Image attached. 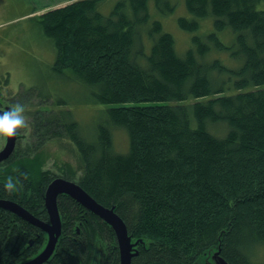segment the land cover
<instances>
[{"label": "trees", "instance_id": "1", "mask_svg": "<svg viewBox=\"0 0 264 264\" xmlns=\"http://www.w3.org/2000/svg\"><path fill=\"white\" fill-rule=\"evenodd\" d=\"M106 1L29 13L54 44L53 72L70 70L93 101L114 106L87 139L70 110L36 105L28 151L16 147L17 132L0 163V186L9 177L22 185L23 196L7 191L8 198L49 222L44 194L60 176L44 168V146L66 143L77 166L64 163L61 177L112 209L128 236L145 240L130 264H193L214 246L228 264H264V9L257 7L264 0H182L193 17L178 16L177 26L193 32L209 16L214 26L193 34L183 54L151 16L152 5L173 13L176 0H115L104 13ZM227 27L232 45L218 35ZM222 50L236 61L213 55ZM116 127L127 133L123 153L114 149ZM57 206L61 232L48 264H121L111 225L69 194H58ZM3 208L23 219L24 233L14 225L7 237L0 223V264L32 260L46 232Z\"/></svg>", "mask_w": 264, "mask_h": 264}, {"label": "rangeland", "instance_id": "2", "mask_svg": "<svg viewBox=\"0 0 264 264\" xmlns=\"http://www.w3.org/2000/svg\"><path fill=\"white\" fill-rule=\"evenodd\" d=\"M72 0H0V78H8L6 84L1 85V110L15 105L24 106V115L27 127L18 130L17 148L21 153L28 151L32 142V110L36 105L41 109L54 111L70 110L73 118L79 124L82 134L91 139L96 134V125L104 119V110L109 104H100L92 100L91 88L79 82L70 70L55 73L52 63L56 53L54 44L48 36L41 32L34 14L45 12L48 8L67 4ZM115 0H107L100 5L101 10L107 13ZM152 5V0L150 1ZM176 9L173 13L161 14L152 5L151 16L158 18L175 38L177 52L183 54L192 45V35H205L214 29L212 17L199 19V28L196 31H184L177 26L178 16L193 17L189 14L182 0H176ZM264 9V2L257 5ZM38 10L29 14L32 10ZM219 38L227 45H232L235 34L227 27L218 33ZM213 55L227 57L232 64L236 61L231 58L227 50L214 51ZM223 59L222 57H219ZM229 62H227L229 64ZM231 65V64H230ZM5 82V81H4ZM34 89V90H32ZM38 98V99H37ZM31 104H33L31 106ZM114 149L125 152L127 148V133L124 128L113 129ZM6 144V138L0 139V151ZM47 161L44 168L56 176L62 175L64 163L77 166L74 155L69 151L66 143L56 141L47 142L44 146ZM2 166L0 164V170ZM146 243L143 238H130L127 246L136 249L138 243ZM41 246L38 250L46 245ZM39 252V253H40ZM38 253V254H39ZM37 255V254H36ZM128 264L126 255H122V263ZM193 264H228L217 253V248L210 247L198 257Z\"/></svg>", "mask_w": 264, "mask_h": 264}, {"label": "water", "instance_id": "3", "mask_svg": "<svg viewBox=\"0 0 264 264\" xmlns=\"http://www.w3.org/2000/svg\"><path fill=\"white\" fill-rule=\"evenodd\" d=\"M0 111H3L0 109ZM15 137L6 138V144L2 151H0V161L9 157L12 153L15 143ZM69 194L72 198L76 199L81 205L85 208H88L94 214L99 215L111 225L115 231L118 240V247L120 250V258L122 263V255L125 254L128 258V264H130L131 259V247H128L127 244L130 240V236L127 235L126 225H124L123 220L113 212L112 209H107L101 204L96 203L94 199L88 194L83 188L76 183L75 181H70L64 177H55L49 183L48 187L45 190V206L50 217L49 222L41 221L39 218H36L33 214L28 212L26 209L19 206L13 201L3 200L0 201V206L7 207L19 215L23 216L31 224L33 223L40 229L44 230L47 233V243L44 246V249L39 253L33 260L30 261V264H42L45 260L53 253L55 243L61 232V220L58 213L57 206V197L58 194Z\"/></svg>", "mask_w": 264, "mask_h": 264}, {"label": "clouds", "instance_id": "4", "mask_svg": "<svg viewBox=\"0 0 264 264\" xmlns=\"http://www.w3.org/2000/svg\"><path fill=\"white\" fill-rule=\"evenodd\" d=\"M24 106L21 104H15L6 110L0 111V139L14 137L18 130L27 127V120L24 115ZM27 174H24L26 180ZM11 177L8 178L4 185V189L9 193L18 191L19 187Z\"/></svg>", "mask_w": 264, "mask_h": 264}, {"label": "flooded vegetation", "instance_id": "5", "mask_svg": "<svg viewBox=\"0 0 264 264\" xmlns=\"http://www.w3.org/2000/svg\"><path fill=\"white\" fill-rule=\"evenodd\" d=\"M1 162H3V161H0V163ZM17 192H19L20 196H23V194H24L23 193L24 191L22 189H19ZM8 195H9V193H7V191L0 186V201H3V200L13 201V202L17 203L19 206H21L22 208L24 207L22 205V203L19 202L18 200H13V199L8 198ZM8 214H9V212L5 211L4 208L0 206V223H3V227L5 228V230H3V234L5 232L7 234V237H8L9 236L10 229H13L14 228V225H17L18 226L17 229H21L18 235L23 234L24 233V230H23V228H24L23 227V222L24 221H23V219L21 217L14 216L13 213H11V212H10L11 215H8ZM43 221H45V220H43ZM46 222H48V221H46ZM42 231H44V230H42ZM79 232H80V229H77V233H79ZM37 255H34V257H32V260ZM48 258L42 264H48V261H47ZM30 261L31 260L28 259L26 261H21V262H17V263H10V264H30Z\"/></svg>", "mask_w": 264, "mask_h": 264}]
</instances>
